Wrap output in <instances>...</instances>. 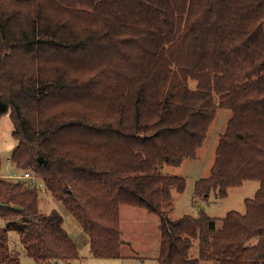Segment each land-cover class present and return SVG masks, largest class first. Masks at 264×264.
Returning a JSON list of instances; mask_svg holds the SVG:
<instances>
[{
  "label": "trees",
  "instance_id": "obj_1",
  "mask_svg": "<svg viewBox=\"0 0 264 264\" xmlns=\"http://www.w3.org/2000/svg\"><path fill=\"white\" fill-rule=\"evenodd\" d=\"M219 110L231 117L194 203L259 187L244 213L169 219L186 180L163 170L197 159ZM6 115L10 160L34 180L0 176V264H21L10 231L37 264L79 258L43 192L97 258H122L129 206L159 216V264H264V0H0Z\"/></svg>",
  "mask_w": 264,
  "mask_h": 264
},
{
  "label": "rangeland",
  "instance_id": "obj_2",
  "mask_svg": "<svg viewBox=\"0 0 264 264\" xmlns=\"http://www.w3.org/2000/svg\"><path fill=\"white\" fill-rule=\"evenodd\" d=\"M195 81L190 82L194 88ZM231 117V111L219 110L214 120L208 138L204 146L198 151L197 159H186L178 167L165 166L163 172L167 175L182 177L186 180V188L183 192L172 190L174 202L166 215L169 219H179L184 215L198 216L200 212L212 218H223L229 211L245 212V199L253 198L259 183L246 181L242 186L231 188L224 199H216L212 194L207 200L193 201L194 186L197 180L208 178L215 160L216 148L220 135L224 132L226 124ZM13 125L9 115L0 117V176L8 180H16L23 175L24 170L17 169L10 158L16 146L12 137ZM26 181V180H24ZM40 210L49 213L58 210L64 216V227L71 238L79 246V258L62 262L61 264H159L157 255L160 249L159 216L150 214L141 208L121 206L120 228L122 241L124 242L121 254L122 258L107 259L97 258L90 253L87 243L79 238L80 226L78 222L68 214L66 208L60 204L51 194H41ZM7 221L0 219V227L5 228ZM9 247L16 251L21 264H37L29 257L15 231L9 232ZM196 250L193 248L192 253ZM200 264H212L201 262Z\"/></svg>",
  "mask_w": 264,
  "mask_h": 264
},
{
  "label": "built area",
  "instance_id": "obj_3",
  "mask_svg": "<svg viewBox=\"0 0 264 264\" xmlns=\"http://www.w3.org/2000/svg\"><path fill=\"white\" fill-rule=\"evenodd\" d=\"M16 180H26V181H33L34 177L30 173H24L21 178L18 176Z\"/></svg>",
  "mask_w": 264,
  "mask_h": 264
},
{
  "label": "crops",
  "instance_id": "obj_4",
  "mask_svg": "<svg viewBox=\"0 0 264 264\" xmlns=\"http://www.w3.org/2000/svg\"><path fill=\"white\" fill-rule=\"evenodd\" d=\"M52 196V195H51ZM80 235L79 238L81 239V242L83 241L84 243H87V245L89 246V241L88 238L86 237V235L82 232V230L80 229ZM76 243V242H75ZM77 244V243H76ZM78 246V245H77ZM79 247V246H78ZM158 256V255H157Z\"/></svg>",
  "mask_w": 264,
  "mask_h": 264
}]
</instances>
